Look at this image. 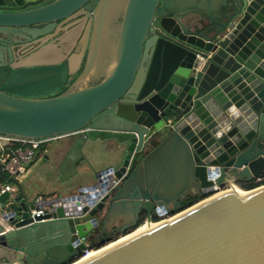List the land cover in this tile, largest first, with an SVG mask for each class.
Returning a JSON list of instances; mask_svg holds the SVG:
<instances>
[{"label": "water", "instance_id": "95a60500", "mask_svg": "<svg viewBox=\"0 0 264 264\" xmlns=\"http://www.w3.org/2000/svg\"><path fill=\"white\" fill-rule=\"evenodd\" d=\"M0 135L72 140L0 264H264V0H0Z\"/></svg>", "mask_w": 264, "mask_h": 264}, {"label": "built area", "instance_id": "2783aa9c", "mask_svg": "<svg viewBox=\"0 0 264 264\" xmlns=\"http://www.w3.org/2000/svg\"><path fill=\"white\" fill-rule=\"evenodd\" d=\"M57 139L58 138L22 140L0 135V141L6 140L8 142L7 148L4 150L9 149L7 155L0 157L1 172L8 175L11 179L18 180L25 168L35 163L42 149ZM126 174L127 173H125L121 179L114 180L112 186L120 187ZM225 190H229V187L225 186V189L221 188L219 191L224 192ZM11 191V185L0 183V199L5 194L11 193ZM40 214H43V211L38 212V215ZM85 252H87V250Z\"/></svg>", "mask_w": 264, "mask_h": 264}, {"label": "crops", "instance_id": "0c3cea01", "mask_svg": "<svg viewBox=\"0 0 264 264\" xmlns=\"http://www.w3.org/2000/svg\"><path fill=\"white\" fill-rule=\"evenodd\" d=\"M70 142L72 140L68 141L59 138L43 148L35 163L26 167L20 174L17 185L11 186V193H15L16 196L20 195L22 189L30 193L32 192L33 195L44 193L47 183L56 176L55 172L51 169L53 162L59 160L63 153L62 151L69 146ZM4 155H7V150L2 151V156ZM56 164L58 165L59 163L57 162ZM13 187H16V190Z\"/></svg>", "mask_w": 264, "mask_h": 264}, {"label": "trees", "instance_id": "16d2710c", "mask_svg": "<svg viewBox=\"0 0 264 264\" xmlns=\"http://www.w3.org/2000/svg\"><path fill=\"white\" fill-rule=\"evenodd\" d=\"M7 153H9V149L7 150ZM0 183L8 184L11 186L17 185V182L15 180L11 179L8 175L3 174L1 172V168H0ZM262 185H264V178L260 181H255L253 183L241 184L240 187L242 190L249 191V190H253L255 188H258ZM223 189H225V187H223ZM198 201H199V199L190 200L189 202H187V204H185V208H188V207L196 204ZM81 256H82V254H81Z\"/></svg>", "mask_w": 264, "mask_h": 264}, {"label": "bare ground", "instance_id": "6f19581e", "mask_svg": "<svg viewBox=\"0 0 264 264\" xmlns=\"http://www.w3.org/2000/svg\"><path fill=\"white\" fill-rule=\"evenodd\" d=\"M239 192H241V191H239ZM241 193H244V192H241ZM161 223H162V222H161ZM161 223H157V224H148V223H145V224H142V226H140V227H139V228H138L133 234H131V235L127 236V237H122V238H120L118 241H116V242H114V243L108 245L107 247H105L104 249H102V250H100V251H92V252H90V253H89V254H88V255H87L82 261H80V262L86 261V260H88V259L94 257L95 255L101 253L102 251H104V250H106V249H108V248H110V247H112V246H114V245H116V244H118V243H120V242H122V241L128 239V238H131V237H133V236H135V235H137V234H139V233H141V232H144V231H146V230H148V229H150V228H154V227L160 225Z\"/></svg>", "mask_w": 264, "mask_h": 264}, {"label": "rangeland", "instance_id": "374dc122", "mask_svg": "<svg viewBox=\"0 0 264 264\" xmlns=\"http://www.w3.org/2000/svg\"><path fill=\"white\" fill-rule=\"evenodd\" d=\"M54 141H56V140H54ZM54 141H52V142H54ZM45 147H46V146H45ZM13 180H15V179H13ZM15 181L18 183V180H15ZM48 183H49V182H48ZM48 183H47V185H48ZM47 185H46V187H47ZM12 186H15V185H12ZM34 187H36V186H34ZM13 189L16 190V187H15V188L13 187Z\"/></svg>", "mask_w": 264, "mask_h": 264}, {"label": "flooded vegetation", "instance_id": "af4514ba", "mask_svg": "<svg viewBox=\"0 0 264 264\" xmlns=\"http://www.w3.org/2000/svg\"><path fill=\"white\" fill-rule=\"evenodd\" d=\"M96 83H98V82H96ZM96 83H94V84H96Z\"/></svg>", "mask_w": 264, "mask_h": 264}]
</instances>
